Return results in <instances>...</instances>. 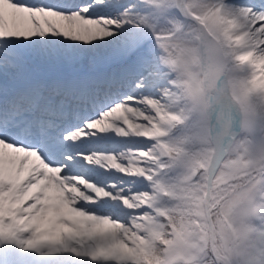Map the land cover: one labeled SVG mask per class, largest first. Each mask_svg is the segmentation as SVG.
Listing matches in <instances>:
<instances>
[{
	"label": "snow or ice",
	"instance_id": "snow-or-ice-1",
	"mask_svg": "<svg viewBox=\"0 0 264 264\" xmlns=\"http://www.w3.org/2000/svg\"><path fill=\"white\" fill-rule=\"evenodd\" d=\"M264 33V0H237ZM134 0H0V264H131L154 91ZM133 133V134H130Z\"/></svg>",
	"mask_w": 264,
	"mask_h": 264
},
{
	"label": "clouds",
	"instance_id": "clouds-1",
	"mask_svg": "<svg viewBox=\"0 0 264 264\" xmlns=\"http://www.w3.org/2000/svg\"><path fill=\"white\" fill-rule=\"evenodd\" d=\"M237 0H134L154 91L131 107V264H264V33ZM133 134V133H130Z\"/></svg>",
	"mask_w": 264,
	"mask_h": 264
},
{
	"label": "rangeland",
	"instance_id": "rangeland-1",
	"mask_svg": "<svg viewBox=\"0 0 264 264\" xmlns=\"http://www.w3.org/2000/svg\"><path fill=\"white\" fill-rule=\"evenodd\" d=\"M126 2H127V0H126Z\"/></svg>",
	"mask_w": 264,
	"mask_h": 264
}]
</instances>
